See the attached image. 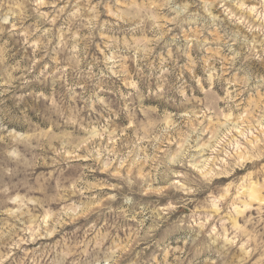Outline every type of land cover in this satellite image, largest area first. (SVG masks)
<instances>
[{
  "label": "rangeland",
  "instance_id": "374dc122",
  "mask_svg": "<svg viewBox=\"0 0 264 264\" xmlns=\"http://www.w3.org/2000/svg\"><path fill=\"white\" fill-rule=\"evenodd\" d=\"M0 264H264V0H0Z\"/></svg>",
  "mask_w": 264,
  "mask_h": 264
},
{
  "label": "bare ground",
  "instance_id": "6f19581e",
  "mask_svg": "<svg viewBox=\"0 0 264 264\" xmlns=\"http://www.w3.org/2000/svg\"><path fill=\"white\" fill-rule=\"evenodd\" d=\"M251 193H253V194H257V191H256L254 188H252Z\"/></svg>",
  "mask_w": 264,
  "mask_h": 264
}]
</instances>
